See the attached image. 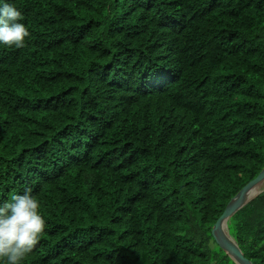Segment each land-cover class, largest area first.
<instances>
[{
	"label": "trees",
	"instance_id": "16d2710c",
	"mask_svg": "<svg viewBox=\"0 0 264 264\" xmlns=\"http://www.w3.org/2000/svg\"><path fill=\"white\" fill-rule=\"evenodd\" d=\"M0 201L47 227L22 264H235L211 231L264 169V0H13ZM228 231L264 264V192Z\"/></svg>",
	"mask_w": 264,
	"mask_h": 264
},
{
	"label": "clouds",
	"instance_id": "9594fccd",
	"mask_svg": "<svg viewBox=\"0 0 264 264\" xmlns=\"http://www.w3.org/2000/svg\"><path fill=\"white\" fill-rule=\"evenodd\" d=\"M13 0H0V46L26 47L31 33ZM47 227L41 202L31 188L0 201V264H22Z\"/></svg>",
	"mask_w": 264,
	"mask_h": 264
},
{
	"label": "water",
	"instance_id": "95a60500",
	"mask_svg": "<svg viewBox=\"0 0 264 264\" xmlns=\"http://www.w3.org/2000/svg\"><path fill=\"white\" fill-rule=\"evenodd\" d=\"M256 193L250 198L247 195L253 190ZM264 192V169L258 176L245 185L234 198L228 203L223 214L212 228L211 234L218 247L235 263V264H252L247 260L237 245L236 241L230 236L228 223L230 219L249 202Z\"/></svg>",
	"mask_w": 264,
	"mask_h": 264
},
{
	"label": "bare ground",
	"instance_id": "6f19581e",
	"mask_svg": "<svg viewBox=\"0 0 264 264\" xmlns=\"http://www.w3.org/2000/svg\"><path fill=\"white\" fill-rule=\"evenodd\" d=\"M257 190L255 189V190H253L252 192H250L248 195H247V197L246 198H251L252 196H253V194L256 192Z\"/></svg>",
	"mask_w": 264,
	"mask_h": 264
},
{
	"label": "rangeland",
	"instance_id": "374dc122",
	"mask_svg": "<svg viewBox=\"0 0 264 264\" xmlns=\"http://www.w3.org/2000/svg\"><path fill=\"white\" fill-rule=\"evenodd\" d=\"M256 193V192H255Z\"/></svg>",
	"mask_w": 264,
	"mask_h": 264
}]
</instances>
